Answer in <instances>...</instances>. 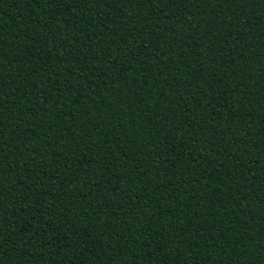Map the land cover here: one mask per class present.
<instances>
[{
	"label": "trees",
	"instance_id": "1",
	"mask_svg": "<svg viewBox=\"0 0 264 264\" xmlns=\"http://www.w3.org/2000/svg\"><path fill=\"white\" fill-rule=\"evenodd\" d=\"M0 264H264V0H0Z\"/></svg>",
	"mask_w": 264,
	"mask_h": 264
}]
</instances>
